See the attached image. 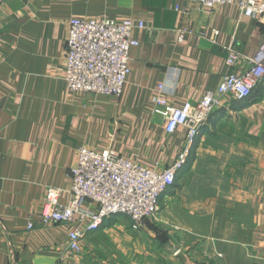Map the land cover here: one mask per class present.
Here are the masks:
<instances>
[{
    "label": "crops",
    "instance_id": "crops-1",
    "mask_svg": "<svg viewBox=\"0 0 264 264\" xmlns=\"http://www.w3.org/2000/svg\"><path fill=\"white\" fill-rule=\"evenodd\" d=\"M238 2L204 9L188 0L0 2V264H264V78L245 100L222 98L155 220L134 228L113 215L75 251L72 223L41 218L50 186L63 190V204L71 201L80 147L113 149L160 171L179 158L187 128L168 132L154 97L181 108L248 68L264 17L242 15ZM76 16L144 22L132 32L140 43L120 97L67 86L66 39ZM230 46L240 52L233 66Z\"/></svg>",
    "mask_w": 264,
    "mask_h": 264
},
{
    "label": "built area",
    "instance_id": "built-area-1",
    "mask_svg": "<svg viewBox=\"0 0 264 264\" xmlns=\"http://www.w3.org/2000/svg\"><path fill=\"white\" fill-rule=\"evenodd\" d=\"M188 1L193 8L204 9L234 0ZM238 6L242 15L264 17V0H239ZM135 27L143 28L144 22L131 18L121 21L71 18L65 55L67 86L73 91L120 97L131 73V50L140 43L132 35ZM239 57L240 52L230 46L228 64L235 65ZM248 63L242 74L232 72L224 76L216 90L206 92L196 103L187 102L178 108L161 94L154 97L155 103L166 109L164 120L168 132L173 133L180 126L187 128L186 147L165 169L143 165L113 149L98 151L80 147L76 164L69 172L71 201L63 204L60 200L63 190L50 186L41 216L43 223H72L68 247L80 251L84 235L98 229L108 217L125 215L134 228L148 219L155 220L161 209V196L176 182L202 126L221 106L222 98L231 94L237 100H245L264 78V40ZM86 202L95 208L86 206Z\"/></svg>",
    "mask_w": 264,
    "mask_h": 264
},
{
    "label": "rangeland",
    "instance_id": "rangeland-1",
    "mask_svg": "<svg viewBox=\"0 0 264 264\" xmlns=\"http://www.w3.org/2000/svg\"><path fill=\"white\" fill-rule=\"evenodd\" d=\"M122 216H125V215H122ZM127 217V216H126Z\"/></svg>",
    "mask_w": 264,
    "mask_h": 264
}]
</instances>
